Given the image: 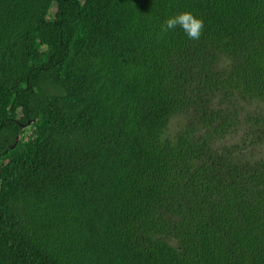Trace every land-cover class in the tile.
Returning <instances> with one entry per match:
<instances>
[{"label": "trees", "instance_id": "1", "mask_svg": "<svg viewBox=\"0 0 264 264\" xmlns=\"http://www.w3.org/2000/svg\"><path fill=\"white\" fill-rule=\"evenodd\" d=\"M257 102L264 0H0V264H264Z\"/></svg>", "mask_w": 264, "mask_h": 264}, {"label": "clouds", "instance_id": "2", "mask_svg": "<svg viewBox=\"0 0 264 264\" xmlns=\"http://www.w3.org/2000/svg\"><path fill=\"white\" fill-rule=\"evenodd\" d=\"M180 27L190 40H199L204 31V19L190 10H184L168 17L161 26V30L167 33Z\"/></svg>", "mask_w": 264, "mask_h": 264}, {"label": "rangeland", "instance_id": "3", "mask_svg": "<svg viewBox=\"0 0 264 264\" xmlns=\"http://www.w3.org/2000/svg\"><path fill=\"white\" fill-rule=\"evenodd\" d=\"M244 105H245L246 109H254L255 108V104H253V103H245ZM257 108L260 110L261 109L264 110V102H257ZM182 121H183V119L181 116L180 117H178V116L174 117L171 121L170 131L174 132L177 129V127L180 125V122H182Z\"/></svg>", "mask_w": 264, "mask_h": 264}]
</instances>
